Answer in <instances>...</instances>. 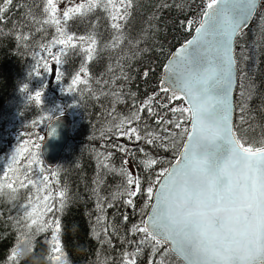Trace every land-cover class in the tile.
<instances>
[{"label":"snow or ice","instance_id":"snow-or-ice-1","mask_svg":"<svg viewBox=\"0 0 264 264\" xmlns=\"http://www.w3.org/2000/svg\"><path fill=\"white\" fill-rule=\"evenodd\" d=\"M201 2L203 8L198 19L180 21L185 29L194 27L196 35L168 61L158 90L145 101L134 104L128 115L113 117L118 119L116 134L136 143V149L123 144L112 147L133 158L138 150L143 154L144 159L139 163L145 171L152 169L159 160L137 142L168 150L175 147L178 140L182 141L179 161L157 173L160 179L155 182L133 175L126 167L127 159L119 169L106 162L111 153L101 161L104 169L122 177L119 191L112 194L113 200L124 197L123 204L135 208L138 195L147 198L145 208L148 211L142 210L140 222L132 224L128 230L131 236L137 237L135 241H126L134 250H125L120 264H136L137 256L144 248L151 249L148 264H169L173 255L185 264H264V138L248 143L243 136H238L233 124L232 100L237 71L234 37L243 32L258 9L259 0ZM60 3L65 4L63 9L59 8ZM12 4L13 0H0V22L7 21L5 13ZM133 4L134 0H44L43 17L37 22L53 26L56 35L50 42L40 44V51L35 53L40 57L37 65L42 61L44 70H48L44 53L61 65L66 50L77 47L86 53L87 60H91L96 38L70 33L67 25L76 16H86L98 8L108 14L110 27L116 33L112 45L115 47L124 38L122 22L131 15ZM166 7L171 5L167 0H161L160 8ZM17 39L27 41L29 35L18 34ZM57 46L61 47L54 52ZM149 74V71L144 72L145 79ZM87 76L88 70L82 66L73 77L72 85H87ZM122 78L128 79L123 73ZM28 88L24 83L20 91L25 92ZM109 94L120 102L119 91ZM28 98L40 104L42 93L35 91L34 97L29 95ZM178 99L183 100V104L175 105ZM145 111L146 118L141 115ZM245 111L246 108L241 107V112ZM240 119L241 124L247 122L246 115ZM148 120L154 123L148 124ZM186 120L191 123L190 129L184 123ZM173 129L180 131L177 133ZM51 131L54 133L55 129ZM35 147L41 146L36 144ZM34 157L32 152L25 157L12 156L7 171L0 169V193L4 189L16 193L19 188L29 186L35 189V194L29 195L28 205L23 208V218L29 221V231L36 226L39 232L52 226L51 221H43V215L53 211V205L47 202L54 194L50 190L44 194L47 185L53 183L50 176L29 171L34 167ZM10 172L14 175H9ZM145 183L146 187L143 186ZM93 191L98 210L105 212L99 189ZM55 196L61 198L63 207L66 191L58 190ZM40 204L43 208L37 212ZM112 206L109 201L107 207ZM34 214L40 217L39 221L33 218ZM128 219V214L124 213V223ZM55 226L52 235L54 253L60 251L59 221ZM110 227L116 231L115 225ZM106 242L111 243L110 240ZM14 259L15 248L9 257L10 261Z\"/></svg>","mask_w":264,"mask_h":264},{"label":"trees","instance_id":"trees-1","mask_svg":"<svg viewBox=\"0 0 264 264\" xmlns=\"http://www.w3.org/2000/svg\"><path fill=\"white\" fill-rule=\"evenodd\" d=\"M167 3L171 7L161 9V0H134L131 15L122 22L124 38L115 47L112 45L116 33L110 27L108 14L102 9L68 21L67 30L70 33L92 35L97 44L91 60H87L86 53L80 47L69 48L67 55L62 56L57 79L59 76L61 87L67 88L64 89L65 102L73 118L70 141L59 163L52 169L44 166L39 148L35 147L41 143V132L36 130L33 135L29 131L37 124L41 129L51 118L58 116L47 113L55 99L44 97L37 104L35 99L28 98L27 91L21 92L20 88L34 79L38 60L35 53L40 51V44L52 40L54 30L50 25L37 22L43 17L44 0H13L9 6V11L5 13L7 21L0 22V133L4 130L6 134L8 130L5 129L12 121L9 129H17L21 134L20 140L33 135L31 142L34 145L23 151L20 157L27 156L29 152L35 153L34 167L29 171L50 176L53 183L47 185L44 194L50 190L54 196L47 202L53 205V211L43 215V221H51L52 226L38 232L36 226L29 231V221L23 218L28 197L34 195L36 190L29 186L19 188L16 193L8 189L0 193V264H19L16 259L10 261L9 257L22 234L32 237L36 252L48 257L47 264H55L51 252L56 221L60 223L57 239L63 264H120L123 252L134 250L133 245L126 241H135L137 237L131 236L128 230L132 224L140 222L142 210H148L145 208L147 198L143 194L138 195L135 208L126 207L124 197L113 200L112 194L119 191L122 177L104 169L101 161L111 153L106 162L112 168L119 169L127 159L129 171L132 165L135 175L155 182L160 178L157 173L169 167L181 148L180 140L168 150L154 149L142 141L137 142L159 160L152 169L145 171L139 163L144 157L138 150L133 158L112 147L123 144L136 149V143L116 134L118 119L113 117L128 115L134 104L145 101L158 90L164 62L178 45L190 37L194 29H185L180 21L198 19L203 8L201 0H167ZM18 34H27L29 39L18 41ZM235 56L238 66L235 130L248 143L259 142L264 138V0L248 28L237 36ZM82 66L88 70L87 85H72L73 77ZM145 71L150 73L147 79L144 77ZM122 73L128 79L122 78ZM117 91L121 93L120 102L109 94ZM174 104L183 102L176 100ZM241 107H245L246 111L242 113ZM68 112L66 109L61 113ZM141 115L146 118L147 112ZM171 115L169 113V117ZM242 115H246L247 119L244 124H241ZM147 122L154 123L153 120ZM184 123L188 127L189 121ZM173 130L177 133L180 131ZM7 141L6 135L0 138V155L6 151ZM97 188L99 196L104 199L105 212L98 210L97 196L93 191ZM58 190L66 191L63 207L61 198L55 196ZM109 201L112 207H107ZM40 208H43V204H40L37 212ZM124 213L129 217L127 223L123 221ZM33 218L40 220L35 214ZM110 225L116 226L115 232ZM108 240L111 243L106 242ZM150 253V248H144L137 256L136 264H148ZM23 264L31 262L26 260ZM169 264L181 263L170 256Z\"/></svg>","mask_w":264,"mask_h":264},{"label":"rangeland","instance_id":"rangeland-1","mask_svg":"<svg viewBox=\"0 0 264 264\" xmlns=\"http://www.w3.org/2000/svg\"><path fill=\"white\" fill-rule=\"evenodd\" d=\"M64 7H65L64 3L59 4L60 9H63ZM52 28L54 30V34H53V37H54L56 35V32H55V28L53 26H52ZM59 47H61V46H57L56 48L53 49V51L54 52L57 51ZM43 55L48 60V70L47 71L44 70L42 61H41L40 65H37V63H36V71H35L34 79L28 85L29 88H28V90H26L28 93L27 95L34 96L35 91H41L42 100L44 97H46L47 99H55L53 101L54 105H51L50 109H47L48 110L47 113H49V114L54 113V114H58V115H63L65 113H61V112H64L67 109V111H69V112L65 115H68L70 117V119H72L73 114L70 113V107L68 106L67 102H65V96H64V94H65L64 89H67V88L63 89V87H61V85H60V81L57 79V75H58V71H59V65H57L51 59V57L47 55V53H44ZM38 60H40L39 56H38ZM81 76L83 77V74H81ZM11 124H12V121L9 122L8 127H6V129H5L6 131L8 130V132L6 134H5L4 130L0 133V138H3L4 135H6V137H8V141L5 143L6 144V151L2 155H0V169H3L5 171H7V165L11 162L12 156L14 154H18L20 156L23 153V151H25L26 149L29 148V146L31 147L32 145H34V143L31 142L32 141L31 139L33 138V135H35V131L36 130L38 132L40 131L41 134H43V127H44L43 126L40 129L38 124L33 125L29 131V132H32L33 135L28 137V138H24V139L20 140V138H19L21 136L20 132L17 129L14 131H11L9 129ZM41 139H42V135H41ZM13 168L14 169L16 168L15 164H13ZM130 171L133 173V175H135V171H134L132 165H130ZM9 175H14V173L10 172ZM53 246H54V244H53ZM51 257H52V260L55 264H63V261H62V258L60 256L59 252H55V253L51 252ZM56 257H59V259H57Z\"/></svg>","mask_w":264,"mask_h":264},{"label":"water","instance_id":"water-1","mask_svg":"<svg viewBox=\"0 0 264 264\" xmlns=\"http://www.w3.org/2000/svg\"><path fill=\"white\" fill-rule=\"evenodd\" d=\"M262 4V0H259V7L260 8ZM258 9L256 10V12L258 11ZM255 12V13H256ZM255 13L253 14V16L250 18L247 26L243 29L246 30L248 28V26L250 25V23L252 22V19L255 15ZM198 26V25H197ZM196 35L195 33V29H193L192 34L190 35V37L185 40L184 42H182L180 45H178L168 56V58L166 59V61L164 62L162 69H161V76L158 82V88L160 85L161 80L164 78V69L165 66L168 64V61L172 58V56L182 47V45H184L185 43H187L188 40L193 39V37ZM240 35V34H238ZM237 35V36H238ZM236 37H234V47H233V55L234 58L236 59L235 53H236ZM236 79L234 81V85H233V92H232V100L234 103V111H233V124H234V119H235V90H236V86H237V79H238V66H237V62H236ZM181 100V99H178ZM183 102V100H181ZM70 126H71V119L68 115H58L55 116L53 118H51L43 127V134H42V139H41V143H40V148H39V152H40V156L42 159V162L44 164L45 167L47 168H54L57 166V164L59 163L60 157L62 155L63 150L65 149V147L67 146V144L70 141ZM188 128H191V123L189 121V125ZM52 129H55V132L52 133ZM182 151V145L181 148L179 150V152ZM179 152L177 153L175 159L173 160V162L169 165V167L171 165L176 164L179 159ZM160 179V178H159ZM148 211V210H147ZM145 219L147 218L146 216L144 217ZM174 256V255H173ZM181 264H185V262L180 259L177 258L176 256H174Z\"/></svg>","mask_w":264,"mask_h":264},{"label":"clouds","instance_id":"clouds-1","mask_svg":"<svg viewBox=\"0 0 264 264\" xmlns=\"http://www.w3.org/2000/svg\"><path fill=\"white\" fill-rule=\"evenodd\" d=\"M15 256L19 264L30 260L31 264H47L48 257L36 252L30 235L22 234L15 246Z\"/></svg>","mask_w":264,"mask_h":264}]
</instances>
